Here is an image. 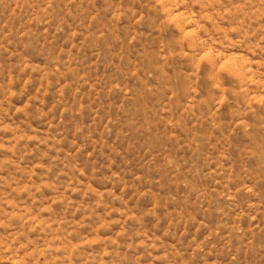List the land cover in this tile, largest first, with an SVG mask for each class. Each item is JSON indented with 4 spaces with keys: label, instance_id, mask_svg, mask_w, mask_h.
Returning a JSON list of instances; mask_svg holds the SVG:
<instances>
[{
    "label": "rangeland",
    "instance_id": "374dc122",
    "mask_svg": "<svg viewBox=\"0 0 264 264\" xmlns=\"http://www.w3.org/2000/svg\"><path fill=\"white\" fill-rule=\"evenodd\" d=\"M0 264H264V0H0Z\"/></svg>",
    "mask_w": 264,
    "mask_h": 264
}]
</instances>
